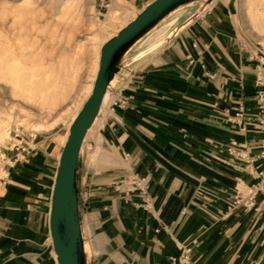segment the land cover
<instances>
[{
	"label": "crops",
	"instance_id": "crops-1",
	"mask_svg": "<svg viewBox=\"0 0 264 264\" xmlns=\"http://www.w3.org/2000/svg\"><path fill=\"white\" fill-rule=\"evenodd\" d=\"M205 1L128 55L93 127L106 152L92 159L86 137L77 176L87 264H174L185 247L191 264H264V193L251 209L237 204L264 172V54L240 37L237 0ZM64 145L38 135L7 154L0 264H58L50 215Z\"/></svg>",
	"mask_w": 264,
	"mask_h": 264
},
{
	"label": "bare ground",
	"instance_id": "bare-ground-1",
	"mask_svg": "<svg viewBox=\"0 0 264 264\" xmlns=\"http://www.w3.org/2000/svg\"><path fill=\"white\" fill-rule=\"evenodd\" d=\"M95 6L96 0H0V101L22 100L38 110L37 116L23 112L20 118L0 111V176L3 151L16 142L13 132L23 128L36 138L63 124L66 143L92 93L107 38L145 8L113 0L100 22ZM240 6L248 33L264 46V0H240ZM85 22L91 28L87 42L73 44ZM173 23H164L141 46L159 39Z\"/></svg>",
	"mask_w": 264,
	"mask_h": 264
},
{
	"label": "water",
	"instance_id": "water-1",
	"mask_svg": "<svg viewBox=\"0 0 264 264\" xmlns=\"http://www.w3.org/2000/svg\"><path fill=\"white\" fill-rule=\"evenodd\" d=\"M202 0H154L101 49L98 75L90 97L73 121L57 170L52 196L50 229L58 264H87L80 213L78 163L114 78L133 60L128 55L156 29L183 9ZM215 0H206L209 5Z\"/></svg>",
	"mask_w": 264,
	"mask_h": 264
},
{
	"label": "rangeland",
	"instance_id": "rangeland-1",
	"mask_svg": "<svg viewBox=\"0 0 264 264\" xmlns=\"http://www.w3.org/2000/svg\"><path fill=\"white\" fill-rule=\"evenodd\" d=\"M112 1L113 0H96V6L95 7H96V11H97L98 18H99L100 22H105L106 21V14L109 11V6L112 4ZM234 12H235V16H236V19H237L238 32H239V35L242 38V40H244L248 45L252 46L254 48V50H256V51L258 50V51H260V52H262L264 54V46L262 44H260L259 42H257L248 33V31L246 29V26H245V23H244V19H243L242 10H241V6H240V0H237V4L234 6ZM167 22H170V21H167ZM119 30L120 29H118L113 34H111L107 38V41L112 39L119 32ZM79 32L80 33L76 36V39L73 42V44L76 42V40L82 41V42H87V38L89 37V33L91 32V28H90L88 22H85V23H83L80 26ZM141 44L142 43H140L135 48L134 52L139 51V50H143L146 47V45H148V44H146V45L141 46ZM108 98H109V96H108ZM68 104H69V102L66 103V105H64L63 107H61L57 112L63 110ZM82 107H81V109H82ZM0 111L10 112L14 117H18V118H20L22 116L23 112H29V113L33 114L34 116L38 115V110L35 107H32V106L28 105L27 103L23 102L22 100H16V101L9 100V99L1 100L0 101ZM98 128H99V126H98ZM98 128H95V129L92 128V130H90V132L87 135L88 136L87 139H89V141L90 140L94 141V143L93 142L89 143L90 144L89 148L91 150L90 151L91 152L90 156L92 157V159L95 158V156H94L95 153L96 154L99 153L97 155V157H98L100 155V153H105L106 152V148H107V146H106L107 143H105L106 141L103 140V137L105 136L106 132L105 131L104 132L100 131V133H99ZM67 132H68V130H67L66 126H64L62 124V125L58 126L53 132L43 133V134H40V135H42V136H52V137L56 136V135H59V136H62L63 139H64V136L67 134ZM12 136L14 137V139H16V142L11 144V145H9L8 148L3 151L4 165H5V162H6L7 154L10 151L15 150L16 148H18L19 145L22 143V141H24V140L28 141V140L34 139L32 137V135L29 132L25 131L23 128L20 129L19 133H14L13 132ZM112 160H113L112 157L108 153L107 162L105 163V166L109 167L111 165V161ZM3 169H4V166H3ZM2 176H0V178Z\"/></svg>",
	"mask_w": 264,
	"mask_h": 264
},
{
	"label": "built area",
	"instance_id": "built-area-1",
	"mask_svg": "<svg viewBox=\"0 0 264 264\" xmlns=\"http://www.w3.org/2000/svg\"><path fill=\"white\" fill-rule=\"evenodd\" d=\"M257 83L258 85L264 86V71H260L257 76ZM259 99L264 105V91L259 94ZM264 112V110H263ZM263 130H264V123H263ZM261 153L260 158L264 161V137L261 142ZM236 145V143H235ZM249 163L253 164L254 159H249ZM261 183L255 187H252L249 192L247 193L245 198H239L237 201V204L243 203L245 207L248 209H251L255 205L256 198L260 193H264V172L259 173ZM190 250L189 247H185L183 253L180 255V257L174 261V264H191L190 258H189Z\"/></svg>",
	"mask_w": 264,
	"mask_h": 264
}]
</instances>
